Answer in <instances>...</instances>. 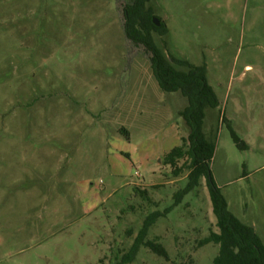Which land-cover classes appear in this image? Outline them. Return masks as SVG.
Masks as SVG:
<instances>
[{"label": "rangeland", "instance_id": "obj_1", "mask_svg": "<svg viewBox=\"0 0 264 264\" xmlns=\"http://www.w3.org/2000/svg\"><path fill=\"white\" fill-rule=\"evenodd\" d=\"M134 3L0 0V264H118L155 212L170 258L130 264H214L207 180L179 196L191 170L165 164L199 88L167 71L191 66L215 183L264 244V0H140L138 42Z\"/></svg>", "mask_w": 264, "mask_h": 264}, {"label": "trees", "instance_id": "obj_2", "mask_svg": "<svg viewBox=\"0 0 264 264\" xmlns=\"http://www.w3.org/2000/svg\"><path fill=\"white\" fill-rule=\"evenodd\" d=\"M140 0H135L132 7L125 10L126 35L138 42L129 33L128 14L129 10L137 8ZM135 11V10H134ZM140 42V41H139ZM170 79L179 82L187 89L199 86L193 94V105L185 112L184 119L190 127L188 138L184 139L183 146L173 148L165 156V164L174 169V174L179 176L184 168L191 170L190 184L179 196L191 191L192 187L198 186L202 178H206L210 188L214 214L217 218L219 233L213 232L210 237L200 242L201 246L213 243L219 245V254L214 264H264V244L256 234L253 227L243 224L227 209L226 200L216 185L211 171V163L215 153V144L206 140L202 124L205 117V109L215 106V95L208 86L205 73L196 67H190L188 73L167 71ZM183 166L179 167V161L184 160ZM145 194V193H143ZM163 214L155 212L149 215L143 229L140 231L134 245L118 264H130L137 257L141 247H148L153 253L169 259V253L165 247L154 241H146L150 228Z\"/></svg>", "mask_w": 264, "mask_h": 264}, {"label": "water", "instance_id": "obj_3", "mask_svg": "<svg viewBox=\"0 0 264 264\" xmlns=\"http://www.w3.org/2000/svg\"><path fill=\"white\" fill-rule=\"evenodd\" d=\"M154 22H155V24H156L157 26H160V24H161V23L159 22L158 19H155Z\"/></svg>", "mask_w": 264, "mask_h": 264}]
</instances>
